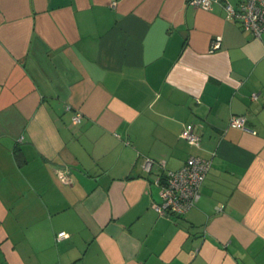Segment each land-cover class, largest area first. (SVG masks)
Masks as SVG:
<instances>
[{
  "label": "crops",
  "instance_id": "0c3cea01",
  "mask_svg": "<svg viewBox=\"0 0 264 264\" xmlns=\"http://www.w3.org/2000/svg\"><path fill=\"white\" fill-rule=\"evenodd\" d=\"M191 154L199 200L159 214L154 174ZM0 264H264V32L220 4L0 0Z\"/></svg>",
  "mask_w": 264,
  "mask_h": 264
},
{
  "label": "built area",
  "instance_id": "2783aa9c",
  "mask_svg": "<svg viewBox=\"0 0 264 264\" xmlns=\"http://www.w3.org/2000/svg\"><path fill=\"white\" fill-rule=\"evenodd\" d=\"M186 1L188 5L204 9H211L214 4H220L224 9L225 18L239 23L244 31L253 36H260L264 32V0H239L236 3L230 0ZM212 46L213 48L219 46V38L213 40ZM251 98H256V94H251ZM72 121L75 123L81 121L80 111L73 114ZM245 121L243 115L231 114L228 124L253 133L254 130L249 128ZM180 136L191 146L198 148L201 144V136L193 122L183 124ZM211 163V158L191 154L177 170L156 172L152 181L158 187L159 201L152 203L154 210L161 215L181 216L195 206L201 196V186ZM154 167L158 168L162 165L148 158L142 164V168L146 171ZM59 175L62 181L67 182L68 177L64 171H60ZM64 236H66L64 231L56 234L57 239Z\"/></svg>",
  "mask_w": 264,
  "mask_h": 264
}]
</instances>
